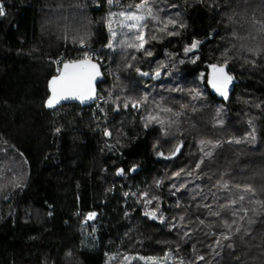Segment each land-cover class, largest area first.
I'll use <instances>...</instances> for the list:
<instances>
[{
    "label": "trees",
    "instance_id": "trees-1",
    "mask_svg": "<svg viewBox=\"0 0 264 264\" xmlns=\"http://www.w3.org/2000/svg\"><path fill=\"white\" fill-rule=\"evenodd\" d=\"M0 5V264H264V0ZM121 13L142 29L113 39ZM85 53L104 101L48 111Z\"/></svg>",
    "mask_w": 264,
    "mask_h": 264
},
{
    "label": "snow or ice",
    "instance_id": "snow-or-ice-1",
    "mask_svg": "<svg viewBox=\"0 0 264 264\" xmlns=\"http://www.w3.org/2000/svg\"><path fill=\"white\" fill-rule=\"evenodd\" d=\"M108 2L112 3V0H108ZM144 7V3L137 5L138 9ZM148 12L151 13L150 8L148 9ZM3 14V5H0V15ZM121 16L124 17V21H122L124 27L137 29L138 32L141 31V22L144 20L143 16H138L135 13L128 15L121 13ZM127 21H132V23H127ZM136 39L141 41L139 47H143L144 41L142 35L138 34ZM109 47H111V45H109ZM192 47L195 48L196 43H193ZM213 71L214 73H219L218 76L214 77L213 86L221 93V95L227 96V84L231 81V77L224 73L223 68L217 69L213 66ZM98 74L97 65L91 64L87 60L65 63L60 75L51 81L50 86L52 96L47 101L48 107H54L61 100L79 99L83 102L87 99L93 98L95 91L93 82ZM144 75H147V73H144ZM157 75H159V73H157ZM241 199H243V197H241ZM153 264H155V262H153Z\"/></svg>",
    "mask_w": 264,
    "mask_h": 264
},
{
    "label": "water",
    "instance_id": "water-1",
    "mask_svg": "<svg viewBox=\"0 0 264 264\" xmlns=\"http://www.w3.org/2000/svg\"><path fill=\"white\" fill-rule=\"evenodd\" d=\"M83 60H87L89 63L91 64H95L97 65V68H98V72L99 74L96 76L94 82H93V87H94V95H93V98L91 99H87L83 102H81L79 99H67V100H61L59 103H57L54 107H48L47 105V101L51 98L52 96V92H51V81L58 77L60 75V73L63 71V65L65 63H71V62H78V61H83ZM60 71L55 75L53 76L49 83H48V89H49V97L48 99L46 100L45 102V107L48 111H55L57 109H59L60 107H63V106H67V105H78L80 106L81 108H89V107H92L98 100V96H99V85H101L102 83H104L105 81V75H104V72L102 70V67L101 65L94 61V60H91V59H81V60H77V61H69V62H65ZM220 69V68H219ZM224 70V73H226L228 76L231 77V81L227 84V96H224V95H221V93L219 91H217V89L213 86V80H214V77L218 76L219 73H214L213 75H211L208 80H207V85L208 87L210 88L212 94L214 96L217 97L218 100H221V101H229L230 100V97L235 89V85H236V80L227 72V70L225 68H223ZM155 78H161L162 77V71L159 72V75H155L154 76Z\"/></svg>",
    "mask_w": 264,
    "mask_h": 264
},
{
    "label": "rangeland",
    "instance_id": "rangeland-1",
    "mask_svg": "<svg viewBox=\"0 0 264 264\" xmlns=\"http://www.w3.org/2000/svg\"><path fill=\"white\" fill-rule=\"evenodd\" d=\"M129 14H131V13H129ZM125 15H128V14L125 13ZM136 15L143 16L142 14H136ZM122 21H124V17L121 16V15H118V16L112 15V17L110 18V30H111L113 39L115 37H117L118 35H120L121 33H123V32H126V31H131V32L132 31H137V29H134V28L130 29L128 27H124L123 24H122ZM127 23H132V21H127ZM196 47H197V45H196ZM195 48L191 47L188 50L192 51ZM88 54H89V58L87 56ZM88 54L85 53L83 55L82 59H91V60H93V56L90 53H88ZM61 67H62V65H61ZM170 259L171 258H170L169 255H167V256H165L163 258H161V257H151V258H143V259H138V258H136L134 256V257H131V258L128 259V264H132V262H136L137 260L142 261L144 264H153V262H155V264H166V263H168L170 261Z\"/></svg>",
    "mask_w": 264,
    "mask_h": 264
},
{
    "label": "built area",
    "instance_id": "built-area-1",
    "mask_svg": "<svg viewBox=\"0 0 264 264\" xmlns=\"http://www.w3.org/2000/svg\"><path fill=\"white\" fill-rule=\"evenodd\" d=\"M87 56H88V58H89V54H88ZM90 58H91V57H90ZM56 66H57V73H58V72L60 71V69H61V66H60L59 63H57ZM103 101H104L103 98H100V99L98 98V100H97V102H99V104L102 103ZM97 102H96V103H97ZM96 103H95V104H96ZM95 104H94V105H95ZM94 105H93V106H94ZM96 107H97V106H96ZM96 107H94V108H96Z\"/></svg>",
    "mask_w": 264,
    "mask_h": 264
}]
</instances>
